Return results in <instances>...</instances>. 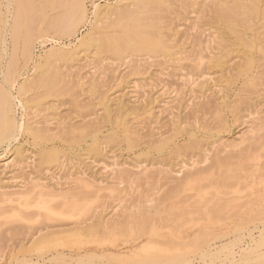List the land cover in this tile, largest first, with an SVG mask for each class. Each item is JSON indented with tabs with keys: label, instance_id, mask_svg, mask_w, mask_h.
<instances>
[{
	"label": "rangeland",
	"instance_id": "1",
	"mask_svg": "<svg viewBox=\"0 0 264 264\" xmlns=\"http://www.w3.org/2000/svg\"><path fill=\"white\" fill-rule=\"evenodd\" d=\"M129 1H49L42 14L46 18L43 21L48 18L44 23L54 16L62 20H58L57 28L50 26L43 31L25 54L20 51L26 35V16L21 10L16 39L10 40L8 33L6 53L0 47V84L9 90L10 97L4 116L9 126L0 124V190L24 192L32 182L40 180L53 190L55 195L48 200L57 207L53 205L57 213L63 212L66 201L81 198V193L93 204L83 215L53 214L45 220L31 214L37 210L33 203L21 206L19 200L0 202L4 209L0 208V264H60L62 260L75 263L79 257L90 260L88 264H104L118 260L113 258L120 256L118 253L127 255V260L121 261L128 264H166L162 257L167 254L159 248L184 255L190 264H203L204 257L199 256L204 248L208 264H264V129L258 130L264 119V0L257 1V15L249 18L250 28L245 27L253 42L251 48L240 46L233 32L224 29L216 11L219 0H143L151 3L150 8L161 9L157 20L167 23L164 32L170 33L168 37L174 36L169 39L174 43L170 44L174 47L171 55L157 52L152 38L144 32L146 9L134 10L129 18L114 20L113 24L106 22L102 28L95 27V4L109 2L125 8ZM81 4L84 16L69 15V22L68 10ZM5 5L3 0L2 18L10 25ZM141 29L143 35L137 33ZM90 30L108 37H132L140 50L130 49L118 58L109 50L78 47L79 38ZM220 38L228 43L224 59L219 58L215 43ZM52 47H59L54 62L66 83L52 87L31 81L27 90H19L26 77L34 79L38 63ZM74 49L79 54L71 53ZM243 49L250 51L254 60L252 67L241 71L238 64L243 61ZM198 56L200 63L196 67ZM61 122L68 128L60 129L57 125ZM16 123L24 127L14 129ZM27 126L40 129L42 136L31 135ZM250 130L255 133L253 141H247L255 154L252 167L238 172L239 187L225 189L224 172L215 163L219 157L235 153H228L222 144L239 135H250ZM10 131L14 132L13 138H9ZM6 161L8 164H4ZM141 166L151 174L120 182L116 171L137 172ZM163 169L169 173L164 174ZM201 171L209 172L210 179L201 182L209 194L198 201L194 191L180 189L179 185L187 176ZM233 171L237 173V169ZM80 173L95 186L111 188L112 192L102 189L97 195L90 194V189L76 179ZM13 207H18L16 218L11 217ZM35 231L45 234L39 249L29 242ZM146 243L155 251L130 253ZM175 262L172 264H181Z\"/></svg>",
	"mask_w": 264,
	"mask_h": 264
},
{
	"label": "bare ground",
	"instance_id": "2",
	"mask_svg": "<svg viewBox=\"0 0 264 264\" xmlns=\"http://www.w3.org/2000/svg\"><path fill=\"white\" fill-rule=\"evenodd\" d=\"M6 5L8 7L7 9V12H10L9 15H10V25H8V20H6V18L3 16L2 18V2L3 0H0V22H3L2 24H4L3 28L0 29V47H1V50L6 53V47L4 46V42L6 41V35H8V33L10 34L9 37H10V40L11 39H16L14 38V36L16 35V33L18 32V30H20V11L22 10V12H24L23 14H25L26 16V20H25V29H26V35H25V42H24V49H21L20 51L27 53L28 51L31 50V48L33 47V41L44 31H48L49 27L50 26H55V28H57V22L58 20H62V18H56V16H54V19L50 20L47 24L44 23V21H47V20H44L43 19L45 18L43 15H45V7H46V3H48L49 1H52V0H16L15 2V5H13V0H4ZM54 1V0H53ZM65 0H63L64 2ZM77 0H75L76 2ZM245 0H219L218 1V4H217V8H216V11H218L217 15L221 18L220 22L222 24V26L227 29H229L230 31L233 32L234 34V38H235V41L239 43L240 46H243V47H246V48H251L253 46V42L251 41L252 39H250L247 35H246V32H245V27H249L250 26H247L248 22L250 21L249 18H252L253 16L256 17L257 15V1L258 0H247V3H243ZM56 3H59V5H63L64 3H62L61 1L58 2V1H55ZM54 2V3H55ZM67 2V1H66ZM65 2V3H66ZM53 3V4H54ZM55 3V4H56ZM72 2H70L71 4ZM74 3V2H73ZM82 3V2H81ZM154 3V2H153ZM259 3V2H258ZM54 4V5H55ZM77 4V3H76ZM78 4L79 1H78ZM83 4V3H82ZM81 5H74L71 10L69 11L68 9V15H66V17H68V21L69 19H71V16L69 15H72L73 14H76L78 15L79 17H83L84 14H85V11H84V7ZM151 4V3H150ZM148 2H145L143 0H130L128 3H126V6L125 8H122L120 7V5H116V3L114 4H109V2H106L104 3L103 5H98V4H95L94 5V16H95V27H100L102 28L103 25L107 22H111L113 24L114 20H121V19H124V17H128L131 16L132 12H136V10H145V12L147 14H145V17L144 18H147V22L145 23V29H144V32L148 34V37L150 36L152 38V41L154 43L153 47L155 50H157V52H163L165 55H171L172 52H171V48H174V47H171L170 43L172 40H169V39H172L170 38L171 35H169L168 37V34L170 33H165V27L168 28L166 26V24H163L164 22H161L160 20L158 21L157 19L160 17V15L158 16V9L161 10L159 7L156 8H150L149 5H150ZM54 5L51 7L52 9H55L53 8ZM58 5V4H56ZM55 5V6H56ZM68 5V4H67ZM216 5V4H215ZM4 6V5H3ZM2 6V7H3ZM49 6V4H48ZM68 6H71V5H68ZM61 6H59L60 8ZM64 7V6H63ZM67 7V6H66ZM260 8V7H258ZM10 9H12L10 11ZM58 9V8H57ZM70 9V8H69ZM66 11V10H65ZM138 11V12H139ZM48 12V11H47ZM144 12V11H143ZM35 13V14H34ZM66 13V12H65ZM34 14V15H33ZM43 14V15H42ZM64 14V12H63ZM143 14V13H142ZM216 15V16H217ZM247 15H250V17L246 18ZM7 16V15H6ZM58 16V14H57ZM75 16V15H74ZM76 16V17H78ZM137 16V15H136ZM141 18L142 15H140ZM144 16V14H143ZM47 17V15H46ZM65 17V16H64ZM138 17V16H137ZM218 17V18H219ZM74 18V17H73ZM72 18V20H73ZM128 18H126L128 20ZM140 18V17H139ZM138 18V20H139ZM143 18V19H144ZM46 19V18H45ZM51 19V18H50ZM65 19V18H64ZM79 19V18H78ZM77 19V20H78ZM132 19V17H131ZM130 19V21H131ZM66 20V21H67ZM82 20V19H81ZM126 20V21H127ZM142 20V19H141ZM219 20V19H218ZM65 21V22H66ZM75 21V20H74ZM146 21L143 20V21H140L141 23ZM70 22V21H69ZM125 22V21H123ZM138 22V21H137ZM60 23V22H59ZM64 23V21H63ZM74 23V22H73ZM24 24V23H23ZM68 24V22H67ZM66 24V25H67ZM119 24V23H118ZM133 24V23H132ZM134 24L136 25L137 23L134 22ZM144 24V23H143ZM251 25V22L249 23ZM65 25V24H64ZM63 25V26H64ZM70 25V24H69ZM108 26V24H106ZM110 25V24H109ZM139 25V24H137ZM165 25V26H164ZM102 26V27H101ZM106 26V27H107ZM59 27V26H58ZM67 27V26H66ZM71 27V26H70ZM73 27V26H72ZM71 27V29H72ZM51 28V27H50ZM105 28V26H104ZM170 28V27H169ZM70 29V30H71ZM140 29V28H139ZM142 29L140 30H137L138 32L137 33H144L142 31ZM54 30V29H53ZM72 31V30H71ZM70 31V32H71ZM170 31V30H168ZM166 31V32H168ZM221 31V30H220ZM225 31V30H224ZM74 32V29L73 31ZM172 32V31H170ZM223 32V31H222ZM221 32V33H222ZM136 34V32H134ZM126 34V33H125ZM128 34V33H127ZM126 34V35H127ZM139 34V36H140ZM147 34L145 36H147ZM118 35V34H116ZM120 35V33H119ZM122 35V34H121ZM143 35V34H141ZM129 36V35H128ZM135 36V35H133ZM226 36V35H225ZM121 37V36H120ZM120 37H117L115 35H112L111 37L109 36L108 37V34L107 36H103L101 35L99 32H94V31H87L85 32L81 38H79L78 40V47L79 46H84L85 48H91L93 47V49H95V51H99V50H109V52H114V54L116 56L119 57H122L124 56L125 54H127V52H129V50L131 49H134V50H137L138 46L137 44L135 43V39L133 40L132 37H130L128 39L127 38H124V35H123V38H120ZM147 37V38H148ZM221 37V36H220ZM139 38V37H138ZM144 39L146 37H141V39ZM149 39V38H148ZM147 39V40H148ZM225 38H220L219 40H217L215 43H216V47H217V50H218V54H219V58H225L223 57L224 54H228L229 50L227 49L228 48V43L226 41V39L224 40ZM23 40V41H24ZM14 41V40H12ZM11 41L12 45H13V42ZM134 41V42H133ZM137 42V40H136ZM143 42V41H142ZM173 42V41H172ZM23 43V42H22ZM146 43V42H145ZM150 43V42H149ZM148 43V44H149ZM233 43V42H232ZM146 44V46L148 45ZM174 44V43H173ZM172 44V46H173ZM236 44V43H235ZM140 45L141 42H140ZM144 45V43H143ZM142 45V46H143ZM152 46V44H149V46ZM12 47V46H11ZM141 47V46H139ZM145 47V46H144ZM148 47V46H147ZM152 47V48H153ZM259 47V46H258ZM261 47V46H260ZM150 48V49H152ZM78 49V48H77ZM149 49V48H148ZM152 49V50H154ZM261 49V48H260ZM14 50V47L12 49V51ZM59 50V47H52L50 48L49 50H47L45 53H44V56H42L41 58V61L38 63V71L34 72L32 74V78L30 77H26L21 85H20V89L19 90H27L28 88V85L27 83H31V81L34 83L35 85V82H38V83H43L45 86H48V85H51L52 84V87L55 86V85H58L59 83L63 82L64 84L66 83L65 80L66 79H63V74L60 72V69H59V65H56L55 62H54V56L60 52L58 51ZM75 51H71V53H73L74 55L76 54H79V50L77 51L76 49H74ZM130 50V51H131ZM140 50V49H138ZM137 50V51H138ZM147 50V49H146ZM151 50V51H152ZM11 51V52H12ZM64 51V50H63ZM1 52V51H0ZM156 52V51H155ZM174 52V51H173ZM8 53V52H7ZM13 53V52H12ZM67 53V52H66ZM162 53V54H163ZM177 53V52H176ZM231 53V52H230ZM3 54V53H2ZM69 54V53H68ZM72 54V55H73ZM87 54V53H86ZM73 55V56H74ZM6 56V55H4ZM15 56V55H14ZM13 56V57H14ZM27 56V55H26ZM68 56V55H67ZM71 56V55H70ZM69 56V57H70ZM197 56V55H196ZM242 56H243V61L241 63H239L238 67L239 69L242 71V70H248L251 66V64H253V56L251 54L250 51H248L247 49H243L242 50ZM16 57V56H15ZM29 57V55L27 56V58ZM8 59H9V55H8ZM11 59V62L12 61V58ZM218 59V55H217V58L216 60ZM197 64H196V67H198L199 63H200V56L197 57ZM221 60V59H220ZM8 63H9V60H7ZM218 61V60H217ZM7 63V62H6ZM9 64H12V63H9ZM14 66V62L12 64ZM252 67V66H251ZM4 70H7L6 68ZM5 72V71H4ZM8 72V70H7ZM4 74V73H3ZM2 74V75H3ZM35 76H37L35 78ZM3 77V76H2ZM6 79V78H5ZM31 83V85L33 84ZM37 83V85H39ZM62 83V84H63ZM61 84V85H62ZM42 85V86H44ZM30 86V85H29ZM37 87V86H36ZM51 86L49 87V89L52 88ZM58 88V87H57ZM9 91V90H8ZM6 91L3 86L0 84V124H4L5 123V119H4V116L5 115V109H6V103H7V100L10 98L9 97V92ZM21 93H24V92H21L20 91V94ZM11 98L14 100V96H11ZM10 103H11V100H10ZM8 104V103H7ZM10 106V105H9ZM12 106V105H11ZM108 106V105H107ZM122 107V106H121ZM120 107V108H121ZM108 108V107H107ZM115 108V107H114ZM12 109V108H11ZM105 109V107H104ZM123 109V108H122ZM125 109V108H124ZM10 110V109H8ZM106 110V109H105ZM121 110V109H120ZM118 109V111H120ZM114 111H117V110H114ZM10 112V111H9ZM122 112V110L120 111ZM8 113V112H7ZM11 113V112H10ZM115 113V112H114ZM9 114V113H8ZM12 114V113H11ZM120 114V113H119ZM118 114V115H119ZM10 115V114H9ZM121 115V114H120ZM11 116V115H10ZM109 117V116H107ZM218 117V116H217ZM9 118V117H7ZM54 118V117H53ZM121 118V117H120ZM4 119V120H3ZM11 119H12V116H11ZM9 118V124H10V120ZM119 119V117H118ZM261 119V118H260ZM57 120V119H56ZM58 120H61L62 119H58ZM57 120V121H58ZM71 120V119H70ZM8 121V120H7ZM13 121V120H12ZM65 121V120H64ZM62 121L64 124L67 123V122H64ZM59 122V121H58ZM61 122V123H62ZM60 123V122H59ZM59 124L57 125L58 127H60V129H64L65 126H67L68 128V125L66 124L64 126V124ZM257 123V122H256ZM13 124V123H12ZM51 124V123H50ZM258 124V123H257ZM256 124L255 127H257L258 125ZM4 125H8V123L4 124ZM11 125V124H10ZM36 125H38L36 123ZM260 126L258 127V130H261L262 128L264 129V119L262 118V121L261 123L259 124ZM9 126V125H8ZM69 126H72V125H69ZM24 127V125L22 123H19V124H14V129H20ZM37 127V126H36ZM40 126H38L39 128ZM1 128V126H0ZM6 128V127H5ZM9 128V127H7ZM27 128L28 132L31 134V135H34L36 137H39V136H42L41 135V130L39 132V130L37 129H34V128H31L29 126L25 127ZM66 128V129H67ZM77 128V127H75ZM43 129V128H42ZM47 129V128H45ZM65 129V130H66ZM70 129V127H69ZM73 128H71L72 130ZM44 130V129H43ZM50 131V129H48ZM52 130V129H51ZM82 130V129H81ZM5 131V130H4ZM8 131V130H7ZM5 131V132H7ZM15 131V130H14ZM45 132H47L46 130H44ZM44 131H42L44 134ZM256 131V130H255ZM69 132V131H68ZM251 134L250 135H239L238 137L236 136V139H231V140H228L226 141V143L222 144L224 145L223 148H228L229 151L228 153H235V154H229L227 156H224V157H219L217 160H216V167L224 172L223 174V178L225 179L224 181V187L225 189H230V188H234L236 189L237 187H239V179H240V176L238 174L239 173H242V172H245L246 170L250 171V168L252 167L251 165V161L254 159L255 157V154H254V150L252 149V145L250 146L247 145L248 142L247 141H253L252 138L254 139L255 137V133L252 132V130H250ZM9 133V132H8ZM7 133V134H8ZM10 137L9 135H7L9 138H13L14 137V132H11L10 131ZM3 134V132H2ZM244 134V133H243ZM1 135V134H0ZM6 135V133H5ZM2 136L3 138L5 137ZM129 135V134H127ZM6 136V137H7ZM46 135H44L45 137ZM7 137V138H8ZM32 137V136H31ZM35 138V137H34ZM33 138V139H34ZM40 138V137H39ZM37 138V139H39ZM42 138V137H41ZM36 139V138H35ZM130 139V138H128ZM135 139V138H134ZM93 140V139H92ZM131 140V139H130ZM129 140V141H130ZM133 140V139H132ZM131 140V142H132ZM136 140V139H135ZM46 141V140H45ZM130 142V143H131ZM250 143V142H249ZM95 144V142H94ZM9 146V145H8ZM97 146V145H96ZM94 149V148H93ZM222 149V147H221ZM227 149V150H228ZM239 149V150H238ZM47 150V149H46ZM236 150V151H235ZM222 151V150H220ZM223 152L224 149H223ZM47 153V152H46ZM221 153V152H220ZM44 153H42L41 155H43ZM48 154H51V153H47L46 155ZM222 154V153H221ZM52 155V154H51ZM54 155V153H53ZM49 156V155H48ZM47 160V159H46ZM8 164V161H6L4 164ZM152 168V167H151ZM126 169V168H125ZM234 169H237V173H235L233 170ZM124 170V169H123ZM121 171V169H119L117 172L116 171V174L120 180V182H127V181H132L134 180V178L138 177L139 175H142L141 177H146L148 176L149 174H151V170H148L147 167L145 168L144 166H141V168L137 171V172H126L127 170L125 171ZM153 170V169H152ZM164 170V169H163ZM167 170V169H166ZM162 171L164 174H168L169 171ZM158 171V169H157ZM155 170V173L158 174V172H161V170H159L157 172ZM153 173H154V170H153ZM180 173V172H179ZM81 174V173H80ZM84 174V173H83ZM79 175L76 177V179L79 180V182L81 183L82 186L90 189L88 190L90 194L92 195H97L99 194V192L102 190V189H106L108 191V193H111L112 190L111 188H104V187H101V186H95L93 184V182L89 181V179H87V176L85 177V175ZM115 174V175H116ZM155 174V175H156ZM206 179H210V175H209V172H205V171H201V172H196V173H193L189 176H187L182 183H180L179 187L180 189H186V190H189V191H194V193L198 196L197 199L198 201H201L202 199L204 200V198L209 194V191L207 188H205L204 186L201 185V182L203 180H206ZM95 183V182H94ZM97 184V183H96ZM103 184V183H101ZM244 185H246V183H243ZM105 185V184H104ZM107 186V185H106ZM115 188V187H114ZM114 188H112L114 190ZM28 190L26 191H5V190H0V202H3V201H17L19 200L20 201V204L21 206H25V204H32V205H35L37 210L35 211H32L33 213H31L32 215H37V216H41V218H45V220L53 215V214H57V215H63V214H72V215H69V216H73V215H83L85 214L86 211H88L89 209H91L92 205L90 203V200H89V197H87V195L85 194V196H83V193H81L82 197L79 198V199H75L73 201H71L70 203H68L67 201L65 202V205L63 206L64 210L63 212H60V213H57L55 210H53L54 208V204L50 203L48 199H50L49 197H53L55 194L54 192H52L53 190H51L44 182H40L39 181H34L30 184V186L28 188H26ZM117 189V187H116ZM115 189V190H116ZM7 190V189H6ZM31 194H36V196L34 197V195H31ZM78 198V196H77ZM18 202V201H17ZM92 202V201H91ZM197 202V201H195ZM195 202L194 205L196 204ZM93 203V202H92ZM52 204V205H51ZM54 205V206H53ZM5 206V205H3ZM197 207V205H195ZM2 207V206H1ZM0 207V208H1ZM7 207V206H6ZM11 207V206H9ZM56 207V206H55ZM61 207V206H60ZM59 207V208H60ZM5 208V207H4ZM17 208L16 209L13 207V213L11 217H17L18 214H16L15 212L17 211ZM57 208V207H56ZM198 208V207H197ZM6 209V208H5ZM11 210V208H9ZM29 209V208H27ZM93 209V208H92ZM1 210H4L3 207ZM9 210V211H10ZM20 210V209H18ZM33 210V209H32ZM58 210V209H57ZM22 211V210H20ZM59 211V210H58ZM3 212V211H2ZM8 212V211H7ZM5 211V213H7ZM23 212V211H22ZM31 212V211H30ZM90 212V211H89ZM9 213V212H8ZM24 213V212H23ZM88 213V212H87ZM30 214V213H28ZM27 215V214H26ZM7 216V215H6ZM23 216V214H22ZM68 216V217H69ZM8 217V216H7ZM25 217V216H24ZM28 217V216H27ZM33 218V217H32ZM39 218V217H37ZM52 217H50L51 219ZM31 219V218H29ZM49 219V220H50ZM41 220V219H40ZM13 221V220H12ZM39 222V220H37ZM43 221V220H42ZM76 223L78 220H75ZM20 222V221H19ZM24 222V221H23ZM26 222H29L28 220L25 221ZM33 223V222H32ZM83 222L81 221H78V225L79 224H82ZM77 224H75V228L79 229L80 227L77 226ZM28 225V223H26V226ZM84 225V224H82ZM59 226V225H58ZM25 227V226H24ZM264 229V225H262V231ZM17 230V229H16ZM41 230V229H40ZM39 230V231H40ZM76 231V230H75ZM74 232V231H73ZM140 232V231H139ZM37 231L33 232L31 235H30V245L34 246L35 248H38L44 244V241H45V234H36ZM3 234H0V242L2 241V236ZM61 241V240H60ZM2 245V244H1ZM0 245V246H1ZM192 245V244H191ZM113 246V245H112ZM155 246V245H153ZM43 247V246H42ZM137 247V246H136ZM204 247V245H203ZM1 248V247H0ZM138 248V249H137ZM135 250H131L130 253L131 254H138V253H144V254H150L152 253V251H155L152 247V245H150L149 243H146L144 244L143 246H138ZM189 249V248H188ZM244 249V248H243ZM160 252H163V254H167V256H163L162 258L165 259L166 261V264H172V262L174 263L175 261V258L179 257L180 258L178 259V261H180L181 264H190V259L185 257L184 255L182 254H175L174 252H171L170 250H163L161 248L158 249ZM156 251H157V248H156ZM193 251V250H192ZM199 251V250H198ZM243 251V250H241ZM2 252V250H0V253ZM126 252V251H125ZM187 253V252H185ZM199 253V252H198ZM59 254H63V253H59ZM79 254V253H78ZM120 254V256H116L114 255L113 258H116L118 260H111L110 262H106L104 264H128V262H124V261H121V260H127V258H125L127 255H122V253H118ZM124 254V253H123ZM171 254V255H169ZM207 253V249L204 248L202 249V251L200 252V256L199 257H204L206 256ZM140 255V254H139ZM169 255V256H168ZM91 256V255H90ZM112 256V255H111ZM142 256V255H141ZM208 256V255H207ZM97 257V256H96ZM101 259H102V255L100 256ZM135 257H139V256H135ZM134 257V258H135ZM148 256H146L147 258ZM112 258V259H113ZM133 258V259H134ZM143 258H145L143 256ZM203 258V264H208L205 259ZM132 259V258H131ZM138 259V258H137ZM136 259V260H137ZM141 259V258H139ZM148 259V258H147ZM146 259V260H147ZM130 260V258H129ZM128 260V261H129ZM144 260V259H143ZM235 259H232V261H234ZM88 261L90 260H85L83 259L82 257L78 258L76 260L75 263L73 262H69V261H65V260H62L60 264H88ZM103 261V259H102ZM107 261V260H106ZM176 261V262H178ZM91 262V261H90ZM175 262V263H176ZM151 263V262H150ZM153 263V262H152ZM151 263V264H152ZM162 263H163V260H162ZM22 264H29L27 262H24ZM89 264H94V263H89ZM101 264V263H99ZM103 264V263H102ZM155 264V263H153ZM161 264V263H160ZM164 264V263H163Z\"/></svg>",
	"mask_w": 264,
	"mask_h": 264
}]
</instances>
